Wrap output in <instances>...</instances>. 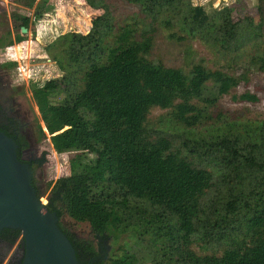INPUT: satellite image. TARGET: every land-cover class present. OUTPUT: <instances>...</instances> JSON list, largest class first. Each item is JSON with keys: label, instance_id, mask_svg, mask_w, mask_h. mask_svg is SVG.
Returning a JSON list of instances; mask_svg holds the SVG:
<instances>
[{"label": "rangeland", "instance_id": "1", "mask_svg": "<svg viewBox=\"0 0 264 264\" xmlns=\"http://www.w3.org/2000/svg\"><path fill=\"white\" fill-rule=\"evenodd\" d=\"M0 2L4 9L0 15V126L22 138L19 151L21 156L26 152L22 159L30 161L32 185L43 205L54 197L55 181L67 175L71 154L54 153L47 144L49 135L42 129L32 88L40 89L47 82L48 89H41L43 107L58 108L82 91L90 68L106 63L116 48L144 44L146 50L139 55L142 61L180 71L185 80L197 67L203 72H219L234 82L226 94L220 93L216 83L205 82L197 97L185 101L195 110V119L187 125L173 117L175 107L183 102L179 98L170 108H149L142 123L146 141L175 142L178 136L207 141L224 135L264 136V72L259 70L264 56V0H33L27 10L17 2ZM90 2L102 6L95 10ZM195 6L208 16L230 8L235 23L233 40L220 46L209 32L187 36L181 19ZM23 12L32 17L25 33L12 22L13 15ZM97 17L104 20L97 47L89 56L71 43L70 35L87 34ZM5 63H12V67L3 66ZM245 94L256 101L242 100ZM84 117L91 116L86 113ZM235 190L227 191L225 185L204 190L195 200L199 223L211 219L218 203ZM99 193V185L93 181L78 180L58 192L60 201H53L60 213L57 225L77 246L79 257L90 253L103 262L121 258L129 264H197L229 250L245 251L256 239L253 231L243 228L224 240L205 242L201 239L202 224L196 235H186L177 230V217L167 213L157 217L159 207L144 198L125 195L126 204L121 205ZM63 197L69 199L71 210ZM97 202L102 213L108 214L104 230L91 228L87 219V209ZM70 211L82 220L72 218ZM19 241L20 235L11 247L0 246L1 264L19 254L20 248L14 250Z\"/></svg>", "mask_w": 264, "mask_h": 264}, {"label": "trees", "instance_id": "2", "mask_svg": "<svg viewBox=\"0 0 264 264\" xmlns=\"http://www.w3.org/2000/svg\"><path fill=\"white\" fill-rule=\"evenodd\" d=\"M90 6L97 10L102 5L90 2ZM103 20L97 17L85 35L71 34V43L91 56ZM26 27L21 24V28ZM181 27L189 37L209 32L220 46L229 44L235 33L228 7L215 10L210 16L200 6L192 7L183 15ZM144 50L146 46L137 43L114 49L106 63L90 68L82 91L58 108L43 107L41 89H48L47 82L40 89L32 88L40 120L49 135L47 144L54 153L71 154L67 159L68 173L55 181L54 197L47 200V209L59 216L53 205V201H60L58 192L87 179L99 185V194L107 201L126 204L128 195L154 203L160 209L157 217H163L164 213L174 215L178 218L177 230L183 234L196 235L198 225L202 224L201 239L205 242L224 240L243 228L255 233L254 244L245 251L229 250L219 258L205 257L197 264H264V136L224 135L215 141L178 136L175 142L161 139L151 143L146 141L142 130L149 108H170L177 98L183 102L175 107L173 117L187 125L195 119V110L185 101L197 97L207 81L216 83L220 93L226 94L234 84L233 79L194 67L190 79L185 80L180 71L142 61L139 55ZM259 70L264 72V56L259 61ZM241 98L256 101L247 94ZM86 113L91 117L85 118ZM0 131L19 150L22 138L15 139ZM37 131L41 134L39 126ZM22 157L26 158V152ZM213 185L236 190L218 203L211 219L199 223L195 200ZM68 200L65 201L71 210ZM89 208L86 215L91 228L104 230L108 214L102 213L98 202ZM69 215L82 220L72 211ZM18 235L17 230H7L1 239L12 243ZM67 239L79 261L77 246ZM87 255L90 258L84 264H129L121 258L103 262L90 253Z\"/></svg>", "mask_w": 264, "mask_h": 264}, {"label": "water", "instance_id": "3", "mask_svg": "<svg viewBox=\"0 0 264 264\" xmlns=\"http://www.w3.org/2000/svg\"><path fill=\"white\" fill-rule=\"evenodd\" d=\"M31 179L30 161L23 160L16 143L0 131V239L7 230L19 232L20 264H84L59 229L56 212L38 199Z\"/></svg>", "mask_w": 264, "mask_h": 264}, {"label": "flooded vegetation", "instance_id": "4", "mask_svg": "<svg viewBox=\"0 0 264 264\" xmlns=\"http://www.w3.org/2000/svg\"><path fill=\"white\" fill-rule=\"evenodd\" d=\"M2 2L7 3L8 5H12L13 2H17L19 5H21L20 7H22V9H26L28 6L31 7L33 0H0ZM18 5V6H19ZM2 3L0 2V15L4 13V9L1 7ZM8 7V6H7ZM27 10V9H26ZM35 10H37V8L35 7L34 10H31V14L33 17V14L35 13ZM29 11V10H28ZM29 13H25L23 12V14L21 16L19 15H13V19L12 22H17V28L20 30L21 28V24L25 23L26 26L28 27L30 21H32V17L31 19L28 17ZM27 27L25 29V31H27ZM0 130H3L4 132H6L7 134H9L10 136H12L13 138H17L18 136L16 135V133L14 132V130L12 131H7L5 130L2 126H0ZM2 132V131H1ZM19 236V235H18ZM17 236V237H18ZM17 239V238H16ZM15 239V240H16ZM15 240L12 243H8V241L6 239H0V246L1 245H5L8 247H11V245H13V243L15 242ZM20 248V252L19 254L17 253L16 255H11V257L8 259L6 264H20L21 259H22V254H23V249H22V241L20 240L19 243L17 244V247L14 250H17ZM84 256H80V260L82 261L81 263H83V261L85 260H89L90 257H88L87 254H83ZM100 260H103V258L99 257ZM1 260H2V256L0 255V264H1ZM79 260V262H80ZM87 260V261H88ZM90 264V263H88Z\"/></svg>", "mask_w": 264, "mask_h": 264}, {"label": "crops", "instance_id": "5", "mask_svg": "<svg viewBox=\"0 0 264 264\" xmlns=\"http://www.w3.org/2000/svg\"><path fill=\"white\" fill-rule=\"evenodd\" d=\"M6 60H7V59H6ZM7 62H8V61H7ZM9 64H11L10 67H12V63H5L3 66H8ZM42 129H43V131H45L44 127H43Z\"/></svg>", "mask_w": 264, "mask_h": 264}]
</instances>
